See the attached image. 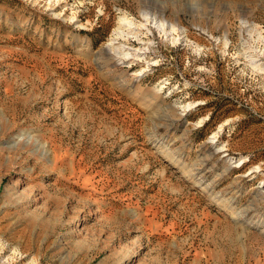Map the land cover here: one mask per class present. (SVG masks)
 Segmentation results:
<instances>
[{"label":"rangeland","instance_id":"obj_1","mask_svg":"<svg viewBox=\"0 0 264 264\" xmlns=\"http://www.w3.org/2000/svg\"><path fill=\"white\" fill-rule=\"evenodd\" d=\"M0 264H264V0H0Z\"/></svg>","mask_w":264,"mask_h":264},{"label":"bare ground","instance_id":"obj_2","mask_svg":"<svg viewBox=\"0 0 264 264\" xmlns=\"http://www.w3.org/2000/svg\"><path fill=\"white\" fill-rule=\"evenodd\" d=\"M118 21H119V24L117 25V29L119 30V31H117V32H120V31H122L123 29V27L125 26V24L126 23H129V24H132L133 23V20H131L130 18H128V17H125V16H121V17H119V19H118ZM134 23L136 24V22L134 21ZM133 23V24H134ZM155 23V22H154ZM127 26V25H126ZM129 26V25H128ZM131 26V25H130ZM139 26V25H138ZM130 28V27H129ZM136 28V27H135ZM157 28V27H156ZM125 29V28H124ZM159 30H160V28H159ZM162 31H164V33H165V28H164V24H162ZM123 32V31H122ZM127 32V31H126ZM132 32H133V30H132ZM114 33H116V32H114ZM117 36V35H116ZM118 36H119V34H118ZM114 37V36H113ZM111 38V37H110ZM174 39V38H173ZM176 40V39H175ZM111 41H114V40H111ZM111 43V42H110ZM112 44H114V43H112ZM111 45V44H110ZM125 45V44H124ZM114 46V45H113ZM117 46V45H116ZM107 47V46H106ZM111 47V46H110ZM115 47V46H114ZM113 48V47H112ZM116 48H118V47H116ZM115 48V49H116ZM121 48V47H120ZM120 48H119V51H120ZM123 48V47H122ZM107 50V49H106ZM123 50V49H122ZM128 50V49H127ZM140 50H141V48H140ZM140 50H134L133 49V52H131V50L130 51H125V52H122V53H119L120 55H122V57L121 58H118V59H127L129 56H133V57H136L135 59H141V60H143L144 58H146V54H141L142 52H139ZM109 51V50H108ZM124 51V50H123ZM107 52V51H106ZM121 52V51H120ZM144 52V51H143ZM115 53V52H114ZM118 54V55H119ZM119 57V56H118ZM106 58V57H105ZM147 59V58H146ZM154 61V60H153ZM147 62H149V60H146V63ZM152 62V61H151ZM150 62V63H151ZM155 63V62H154ZM149 65V64H148ZM189 104V103H188ZM184 105V109H182V110H185L186 109V107L188 106L189 107V105ZM191 106V105H190ZM181 119V118H180ZM215 136L213 135V136H211L210 138L211 139H213ZM234 162V161H233ZM238 163V162H237ZM236 163V164H237Z\"/></svg>","mask_w":264,"mask_h":264}]
</instances>
